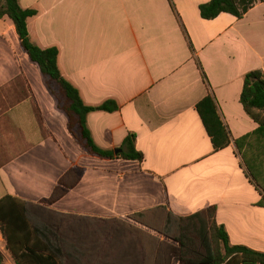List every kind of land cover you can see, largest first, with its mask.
<instances>
[{
	"label": "crops",
	"instance_id": "1",
	"mask_svg": "<svg viewBox=\"0 0 264 264\" xmlns=\"http://www.w3.org/2000/svg\"><path fill=\"white\" fill-rule=\"evenodd\" d=\"M208 1L18 0L37 11L30 39L58 48L83 102L118 105L87 114L95 143L116 150L133 133L142 161L96 157L74 141L12 20L0 18V199L20 200L30 229L65 264H166L162 243H177L145 222L211 205L231 244L264 251L263 195L234 144L258 126L239 96L244 74L264 71V1L241 18L204 19ZM208 94L232 136L219 150L196 110ZM74 166L84 170L76 185L40 204ZM0 253L16 264L1 231Z\"/></svg>",
	"mask_w": 264,
	"mask_h": 264
},
{
	"label": "trees",
	"instance_id": "2",
	"mask_svg": "<svg viewBox=\"0 0 264 264\" xmlns=\"http://www.w3.org/2000/svg\"><path fill=\"white\" fill-rule=\"evenodd\" d=\"M256 1L264 0H209L199 5L200 15L212 19L222 12L241 18ZM34 8L20 7L18 0H0V18L12 20L22 50L31 61L37 64L57 106L67 116V129L74 141L88 154L100 158L120 157L142 161L143 153L135 147V134L128 133L117 153L98 146L86 124L91 111H115L118 105L107 100L98 106L87 105L79 91L66 80L58 67V48H41L29 36L27 19L34 16ZM202 77L206 76L200 63ZM244 111L257 124L250 133L234 139L237 152L242 158L246 172L256 188L262 193L258 202L264 206V71L252 69L243 77L239 96ZM198 115L210 137L214 150L226 147L232 140L227 126L221 120L212 94H208L196 105ZM84 170L74 166L68 169L57 181L47 198L40 200L42 205H50L60 199L80 180ZM131 217L139 218L134 215ZM157 229L177 244L162 243L166 264H264V251H257L241 244H231L225 227L216 221V207L208 206L187 217L171 216L163 222H145ZM0 231L5 235L7 246L15 256L16 264H65L59 254L49 250L30 229L23 213L20 200L6 196L0 199ZM11 239H17L19 247ZM0 264L3 256L0 253Z\"/></svg>",
	"mask_w": 264,
	"mask_h": 264
},
{
	"label": "rangeland",
	"instance_id": "3",
	"mask_svg": "<svg viewBox=\"0 0 264 264\" xmlns=\"http://www.w3.org/2000/svg\"><path fill=\"white\" fill-rule=\"evenodd\" d=\"M52 94V93H51ZM54 96V95H53ZM55 97V96H54ZM55 100H56V106H57V99L55 98ZM57 108H58V106H57ZM59 109V108H58Z\"/></svg>",
	"mask_w": 264,
	"mask_h": 264
},
{
	"label": "water",
	"instance_id": "4",
	"mask_svg": "<svg viewBox=\"0 0 264 264\" xmlns=\"http://www.w3.org/2000/svg\"><path fill=\"white\" fill-rule=\"evenodd\" d=\"M118 151H119V149L114 150L115 153H117Z\"/></svg>",
	"mask_w": 264,
	"mask_h": 264
}]
</instances>
